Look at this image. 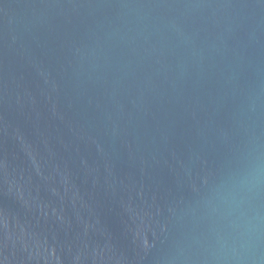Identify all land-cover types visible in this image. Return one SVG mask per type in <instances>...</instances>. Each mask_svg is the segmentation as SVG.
<instances>
[{"label": "water", "instance_id": "95a60500", "mask_svg": "<svg viewBox=\"0 0 264 264\" xmlns=\"http://www.w3.org/2000/svg\"><path fill=\"white\" fill-rule=\"evenodd\" d=\"M0 264H264V0H0Z\"/></svg>", "mask_w": 264, "mask_h": 264}]
</instances>
